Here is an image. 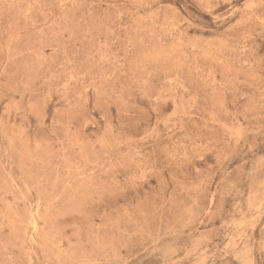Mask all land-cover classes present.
<instances>
[{"label":"rangeland","instance_id":"1","mask_svg":"<svg viewBox=\"0 0 264 264\" xmlns=\"http://www.w3.org/2000/svg\"><path fill=\"white\" fill-rule=\"evenodd\" d=\"M0 264H264V0H0Z\"/></svg>","mask_w":264,"mask_h":264}]
</instances>
